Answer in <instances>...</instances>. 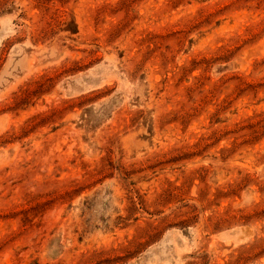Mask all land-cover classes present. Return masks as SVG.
Masks as SVG:
<instances>
[{
	"label": "rangeland",
	"instance_id": "374dc122",
	"mask_svg": "<svg viewBox=\"0 0 264 264\" xmlns=\"http://www.w3.org/2000/svg\"><path fill=\"white\" fill-rule=\"evenodd\" d=\"M0 264H264V0H0Z\"/></svg>",
	"mask_w": 264,
	"mask_h": 264
}]
</instances>
